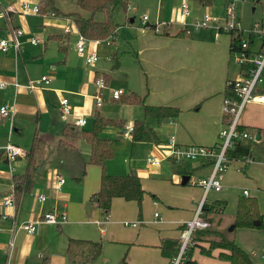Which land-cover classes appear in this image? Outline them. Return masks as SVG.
Masks as SVG:
<instances>
[{"label": "crops", "instance_id": "1", "mask_svg": "<svg viewBox=\"0 0 264 264\" xmlns=\"http://www.w3.org/2000/svg\"><path fill=\"white\" fill-rule=\"evenodd\" d=\"M13 1L15 0H3L1 3L0 0V5L4 7ZM54 3L60 15H64L65 13L61 12L57 3L55 1ZM191 4L197 13L195 19L199 18L202 13H210L211 5L200 7L193 2ZM129 7H133L130 0ZM173 8L174 6L167 3V0H156L150 8L155 17L154 21L148 22L149 17L148 20L146 17L144 26L146 29H139L136 38L130 36L122 38V42L127 43L135 54L149 56L150 71L147 72V87L145 91L137 94L143 99V104L175 107L178 114L173 118L155 120L151 117H144L141 106L129 105L133 113L130 121L131 123L142 122L149 133L148 141L139 142L165 145L171 135L178 146L210 147L217 143V134L223 124L222 100L226 84L228 81L241 77L242 72L231 54L230 35L212 28L186 32L187 28L179 25L176 10ZM119 13L115 15L116 22L123 21V19L119 21V16H117ZM172 15H175V20H172ZM165 17L170 22L163 20ZM192 20L189 16L186 19L187 24ZM11 22L12 19L10 24ZM129 23H133V20L130 19ZM149 23L153 25L169 23V26L163 29L162 33H155L150 30ZM46 24L47 28L55 31L44 36L45 41L38 49L36 48L40 43L33 46L27 42V30L24 28L23 35L19 37V50L16 53L11 50L6 53L0 52V82L4 84L3 89L0 90V106L5 104L12 111L9 118L0 117V214L8 215L7 220L0 221V264H70L65 251L68 240L72 238L64 231L66 217L71 221L73 219L75 223L95 224L99 227L101 235L105 233V225L109 223V214H107V220L104 221L96 205L89 202L90 195L96 193L99 188L102 169L88 163L89 146L84 141L61 135L63 127L71 125L76 118H83L85 124L77 129L89 132L92 129L93 116L98 114L117 123V126L103 128L98 134L99 138L111 140L112 147L117 142L127 143L129 141L121 138L126 120L111 113L106 108L109 105L103 103V100L99 106H96L92 98L96 92L93 84L94 77L107 75L104 71L93 68L99 58L87 67L82 62L83 60L75 55L68 37L62 34V22L49 20ZM14 27L19 28V23H16ZM6 28L7 25L2 30L3 36L0 39L4 38ZM125 29L117 25L114 43H116L119 31H123V35L126 34ZM234 37L235 35H232V38ZM71 41L74 43V39ZM101 44L102 41L96 45L89 44L88 48L95 52ZM249 45L250 50H255L258 43L256 44V40H251ZM110 56L115 58L116 52L110 53ZM40 77L48 78L49 82L41 83L32 90L25 89L28 81L37 80ZM104 90H106L109 104L117 102L109 98V89H106V85L100 92ZM61 98L67 99L70 107V114L64 117L59 111ZM126 107L121 106L120 109ZM239 125L255 130L253 138L249 137L241 142L249 150L248 140L254 139L258 142L264 134V103H247L240 115ZM36 139L42 143V152L36 160L35 171L28 176L25 155ZM6 144L14 145L21 152L11 164L6 162L2 153ZM130 144L132 147V139ZM248 154H250L249 151ZM249 157L252 159L250 155ZM145 160L144 168L136 169L135 166H131L130 158L123 159L119 165V171L115 173L105 162L103 171L105 175L112 177L133 173L139 179L143 196L145 191L152 193L150 194L152 197L150 205L153 213H157V218L152 215L151 221H139L138 223L143 227L147 224L156 226L154 235L147 238L139 233L136 240L130 242L129 245L140 248L142 254L147 259L149 258V260H143L142 264H167V260L159 253L158 245L163 239H177L181 226L191 220L194 209L202 197V190L197 187L192 201L189 203L186 201L181 207L173 206L167 200L170 206L165 209L162 199L158 196L163 197V194L154 188L151 189L149 182L153 181L148 179L150 176L161 175L162 164L148 168L145 166ZM252 161L253 159L250 164H253ZM168 164L171 173L178 180V176L181 175L175 172L170 161ZM178 165L186 173L188 180L195 174L199 175L198 178H204L210 172L207 161H184ZM14 176L27 178L23 182L24 188L17 197L14 196ZM227 176H223L222 185ZM59 178H62L64 183L56 188ZM67 178L73 183L67 181ZM220 191H209L203 204L221 203L218 204V208L215 206L214 212L207 213V218L211 219L209 230L212 236L222 235L228 241L222 229L233 222L237 200L235 198L233 210L225 213L226 203L223 197L217 194ZM38 194L44 195L43 202L36 201ZM210 194H217V196H212L209 200ZM8 197H12L13 207L4 209L1 203ZM129 203L133 202L112 198L110 207L125 210L128 206L126 204ZM220 206L222 209H219ZM158 210L162 214L161 217ZM45 213H63L65 220L56 226L38 222L33 235H26L18 228L25 222H37ZM223 214L229 216L224 217ZM259 214L261 223H263L264 214ZM215 215L217 217L213 221ZM97 217L101 220L96 219ZM62 224L64 227L60 230L59 226ZM125 228L136 229V226ZM199 232L196 231L193 234L195 240L201 238ZM215 232L217 234H214ZM259 239L264 241V233L260 234L253 229H241L233 240L249 256L251 264H264V259L261 257L263 250H259L257 244ZM205 244L196 241V247L191 248L187 254L190 261L195 264H229L217 258V255L223 252L220 249L210 250L209 255L202 253L199 248L207 250L208 247Z\"/></svg>", "mask_w": 264, "mask_h": 264}, {"label": "rangeland", "instance_id": "2", "mask_svg": "<svg viewBox=\"0 0 264 264\" xmlns=\"http://www.w3.org/2000/svg\"><path fill=\"white\" fill-rule=\"evenodd\" d=\"M2 1L3 0H1V3ZM16 1L17 0L13 1L12 3H15ZM35 1L38 5L41 3L39 2V0ZM54 1L57 3V6L61 10V12H64L65 14L79 12L83 16L85 15L78 10L73 0ZM131 1L133 7H128L125 16L121 13L117 15L119 16V21H121L122 19L123 21L116 23L118 26H120V28H126V34L123 35V31H119V33H117L116 43H114V40L116 38L115 37L112 40L113 46L111 45V47H107L105 43L102 42L101 46L95 49V53L99 59L98 62L93 65V68H97L101 72L104 71L105 74L109 76V81L106 84V89L121 90L124 96H127L130 93H135L137 95L140 94V92H142L143 90L145 91L148 79L147 72L150 71V68L148 61L149 56L147 54H135L127 43L122 42V38H126L128 36H130L131 38H136L139 29H146L142 28L143 25H140V18L143 15L147 17V20L149 17L148 22H153L155 19L153 12L151 13L150 11V8L154 5L156 0H130V2ZM228 1L232 0H212L211 6L209 8V12L211 14H209L215 17L223 18L225 15V4ZM234 1L235 14L236 17H238L242 29H247L248 27L252 26L254 22H257L264 17V8L261 7L260 4L255 2L256 0ZM182 2H185L188 9L190 10V19H195L197 17V13L192 8L193 6L191 2H189L188 0H167V3L171 4V6H174V10H176L178 5ZM55 16L68 17L57 14H55ZM11 19V24L7 23L0 15V33H2L0 37L3 36L2 30L6 27V25L10 24V26L14 27L16 23H19V28L22 31L24 30V28H26L27 30V40L32 37L39 41L40 45H38L36 49H38L42 45L43 41H45L46 37L44 36L47 33L55 31L53 29L50 30L49 28H47L46 24L49 22V20L51 21L53 19L47 18L43 15L14 14L11 16ZM130 19L133 20V23H129ZM163 20L170 22L166 17L163 18ZM172 20H175V15H172ZM149 24L150 26L153 25L152 23ZM150 30L153 31V29L151 28ZM191 30L192 28L187 27V32H190ZM75 33L76 28L72 26L69 35L67 36L69 39V43H71V46L73 45V42L71 40L74 39ZM4 35L5 36L3 39L7 37V31ZM242 36L244 38H247L246 34H243ZM104 45L106 47H104ZM23 48H25V45H23ZM114 51L116 52V57L112 58L110 56V53ZM86 66L89 67V65ZM259 88L263 89L264 83L260 84ZM106 94V90L101 92V99L103 100V103L109 105L106 108H108L109 111L116 116L124 118L126 120V124L131 123L130 120L133 118V113L132 108H130L129 105L132 104H124L122 102H114L109 104V102H107L108 98ZM121 106L127 107L120 109ZM130 138L122 139L125 141L129 140L127 143L117 142L113 145L112 156L106 161V165L110 166V170L113 173L118 172L119 165H121L122 160L126 158H130L131 166H135L136 169L144 168L143 162L145 158L151 157L155 160H158L160 164H162L161 175L150 176L148 179L150 181H153L149 182V187L151 189L154 188L156 189V191L158 190L163 194L164 198L161 195H158L163 201V207L165 209H168L166 207L170 206L167 203V200H169L173 204V206L176 207L185 205L186 201V203L191 202L192 197H194L196 193L195 189H197V186L195 185V179L198 178L199 175H192L186 182V184L181 185L182 177L178 176V180L174 177V175L170 171L168 164L170 160L168 161V159L165 158V153L167 152L166 145L145 142H132L133 146L131 147ZM248 147V151L250 153L249 155L253 159V164H246L242 166V170H240L239 162L231 163L223 175L228 176L224 182V185H222V190L217 194L222 196L223 200L226 203L224 208L225 213L229 212V210H233L235 198L237 200L239 197H243L241 193L244 190L247 193V198H255L258 212L264 214V134L262 139L258 142L254 139L248 140ZM235 169L237 172L235 171ZM66 180L71 181L69 178H67ZM150 194L152 193L145 191L139 205H137L135 202L126 204L128 206L125 210L122 208L117 209L115 207H110L108 213L109 223L105 225V233L103 235L99 233V227L97 225L82 222L75 223L73 219L71 221V219L69 220L68 217H66V227L64 228V231L70 234L72 239L97 242L101 245L98 256L88 264H104L105 262H108V264H119L123 259L125 260V264H142L141 262L143 260H149V258L147 259L146 256L142 254L141 250H139L140 248L136 246L130 247L129 243L135 241L136 236L139 233H141L140 235H143L147 238L154 235L156 226H154L153 224H147V226L143 227L138 223L139 221L146 222L152 220L153 210L150 205V201L152 199ZM217 194H210L208 199L211 200V197L217 196ZM158 214L160 215V217L162 216L160 210H158ZM100 216L101 219H103L104 214L101 213ZM223 216L227 217L229 215L223 214ZM216 217L217 215L214 216L213 221ZM96 219H100V217H97ZM122 222L136 223V229L125 228L122 226ZM63 227V224L60 225V230H62ZM231 227L232 223L228 224L224 229H222L224 236L228 237V241L234 240L236 234L240 233L241 230V228H232L230 230ZM209 229H211V225ZM209 229L199 232L201 238L198 240H194V247H196V241L200 243H206L205 245L206 247H208L207 241L219 242L221 241V239L225 240L222 235L212 236V233ZM253 230L260 234L264 233V222L261 223V227ZM214 234L217 233L215 232ZM78 236H81L82 238ZM257 244L259 246V250L264 249V241L262 242V239H259Z\"/></svg>", "mask_w": 264, "mask_h": 264}, {"label": "built area", "instance_id": "3", "mask_svg": "<svg viewBox=\"0 0 264 264\" xmlns=\"http://www.w3.org/2000/svg\"><path fill=\"white\" fill-rule=\"evenodd\" d=\"M261 7L264 8V0H256ZM1 8L0 15L7 23H10L11 16L14 14L21 15H43L53 20H59L62 22V34L69 35L72 26H75L74 21L68 17L55 16L53 13H41L37 2L31 0H17L15 3L8 4ZM190 16V11L185 2L178 5L176 9V18L179 20V25L184 28L190 27L192 30L197 31L201 29L212 28L217 31H221L231 36V54L233 55L234 62L239 66L242 76L233 81H228L226 89L230 92V96L224 95L222 100V117L223 124L220 131L217 134V143L210 147L186 145L178 146L174 142L173 136H169L166 141V146L169 150L165 154V158L173 162L174 164H180L181 162H209L210 172L208 176L204 178H196L195 185L202 190V197L196 205L193 216L182 229H180L177 237L178 250L176 255L167 264H183L186 260V255L189 249L194 247V236L196 231L207 230L210 227L207 216L204 215L203 203L205 196L209 191L218 192L222 188L223 175L228 169L231 163L239 162V169L242 170V166L250 163L249 156H239L234 158L229 156V151H232L236 144L241 143L242 140L249 138L245 133H240L238 130L240 115L244 106L247 103H264V94H261L260 84L264 83V17L254 22L252 26L247 29H242L238 18L235 14V1H228L225 4V15L223 18L215 17L209 13H202L199 18L193 19L191 23L187 24L186 19ZM146 23V16L140 18V25L144 28ZM169 23H158L152 28L155 33H162L163 29H167ZM7 37L0 39V52L6 53L8 50L17 52L19 50L20 43L19 37L23 35V31L20 28L12 27L10 24L6 28ZM187 32V31H186ZM246 34L247 38L242 35ZM232 35H235L232 38ZM113 38L102 40L106 46L112 44ZM256 40L258 46L255 50H250V41ZM27 42L30 45H37L39 41L30 37ZM100 40H88L83 37L76 28L74 35L73 50L77 57L81 58L85 65L94 64L98 57L95 52L90 51L89 44L96 45ZM48 78L40 77L37 80L28 81L25 89L32 90L39 84H47ZM93 84L96 88L95 94L92 96L95 105L99 106L102 103L101 90L105 88L103 79L101 76L94 77ZM4 84L0 82V90L3 89ZM123 93L121 90H109V98L117 101ZM59 111L61 116H67L70 114V107L67 99L61 98L59 101ZM12 111L7 105L0 106V117L9 118ZM85 124L83 118H76L72 121L71 125L80 128ZM133 131L132 123H127L122 129V139H129ZM2 153L8 164L15 161L20 156L21 152L17 147L11 144H6ZM159 161L151 157L146 158L145 164L149 167H157ZM236 171V169H235ZM237 172V171H236ZM64 183L62 178H59L56 182V188H59ZM241 195L247 197L246 191H242ZM44 195H36L37 202H43ZM155 204V202H154ZM1 207L4 209L13 207L12 197L4 199L1 203ZM153 217L157 218V213H153ZM8 215L5 213L0 214V221L7 220ZM104 221L107 217H103ZM65 215L63 213L43 214L37 222H25L18 226L26 235H33L35 232V225L38 222L48 225H58L64 222ZM123 227H135L136 223L122 222ZM261 257L264 259V249L261 253Z\"/></svg>", "mask_w": 264, "mask_h": 264}, {"label": "trees", "instance_id": "4", "mask_svg": "<svg viewBox=\"0 0 264 264\" xmlns=\"http://www.w3.org/2000/svg\"><path fill=\"white\" fill-rule=\"evenodd\" d=\"M78 10L85 14L84 16L79 12L67 13L64 16L71 18L78 32L88 40H105L108 38H115L117 23L115 20L116 13H126L129 7V0H73ZM200 7H209L212 0H189ZM41 2L39 11L41 13H53L60 15L59 10L55 7L54 0H39ZM154 25L150 28H154ZM221 32V31H218ZM65 36V35H64ZM108 37V38H107ZM113 40V39H112ZM103 83L106 85L109 81V76L101 75ZM264 94V90L260 91ZM224 95L230 96V92L225 89ZM117 102L124 104L139 105L142 107L144 117H151L155 120L162 118H173L178 114V110L171 106H147L143 104V99L134 93L127 96H120ZM224 120V119H223ZM114 120L106 119L98 114L93 116L92 129L89 132L78 130L72 125H67L62 128L61 135L64 137H73L81 139L89 146L88 163L99 166L102 169L99 181V188L96 193L90 195L89 202L96 205L98 210L107 217L112 198H121L124 201H132L137 205L140 204L143 190L141 188L139 179L133 173L125 176L112 177L104 174L105 162L112 156V141L109 139H101L98 137L99 132L106 126H117ZM133 131L131 133L132 142L148 141L149 133L145 130L142 122H133ZM240 133H245L250 138L255 136V130L247 127H238ZM42 152V143L35 140L31 149L26 153V173L29 176L36 169V160ZM229 156L237 158L239 156H249L248 148L242 143L235 145L232 151H229ZM250 160H252L250 158ZM251 162V161H250ZM173 169L181 177L187 176L186 173L178 164H174ZM209 164V162H208ZM27 178L22 179L19 176L13 177L14 196L17 197L22 191L23 182ZM14 200V199H13ZM218 202L210 205H203L204 215L214 212V208L218 206ZM221 204V203H220ZM219 204V205H220ZM216 206V207H215ZM218 208V207H217ZM219 209H222L221 206ZM209 224L211 219H207ZM257 222L258 225H254ZM184 226H181V229ZM261 227V215L257 210L256 200L254 198L239 197L236 202V209L233 217L232 228L241 229H257ZM210 228V227H209ZM208 228V229H209ZM207 229V230H208ZM195 240V239H194ZM207 250H199L209 255L210 250L220 249L217 255L218 259L225 260L229 264H251L249 256L239 248L233 240L227 241H207ZM160 255L169 262L177 253L178 241L177 239H163L158 245ZM190 250V249H189ZM188 250V252H189ZM100 244L97 242H90L79 239H69L66 245V257L70 264H88L93 261L99 254ZM187 252V254H188ZM120 264H125L123 259ZM183 264H195L187 259Z\"/></svg>", "mask_w": 264, "mask_h": 264}, {"label": "water", "instance_id": "5", "mask_svg": "<svg viewBox=\"0 0 264 264\" xmlns=\"http://www.w3.org/2000/svg\"><path fill=\"white\" fill-rule=\"evenodd\" d=\"M256 137H257V135H256ZM187 180H188V177L187 176L182 177L181 178V185H184L187 182ZM254 225H258V223L257 222H254ZM231 229H232V227L230 228V230Z\"/></svg>", "mask_w": 264, "mask_h": 264}]
</instances>
